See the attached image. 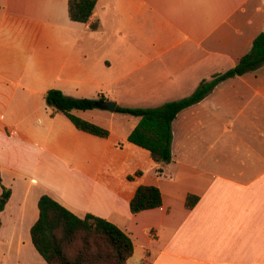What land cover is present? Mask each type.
Here are the masks:
<instances>
[{
	"label": "crops",
	"instance_id": "crops-1",
	"mask_svg": "<svg viewBox=\"0 0 264 264\" xmlns=\"http://www.w3.org/2000/svg\"><path fill=\"white\" fill-rule=\"evenodd\" d=\"M67 3L0 0V194L10 190L0 264H46L30 238L42 194L127 233L126 264L136 252L133 264H264V73L227 78L180 110L165 164L130 142L110 146L108 121L128 125L126 138L139 117L72 110L107 128L101 138L51 116L44 97L57 88L147 108L188 96L264 32V0H96L87 22L71 20ZM140 184L157 186L162 203L131 213Z\"/></svg>",
	"mask_w": 264,
	"mask_h": 264
},
{
	"label": "trees",
	"instance_id": "trees-1",
	"mask_svg": "<svg viewBox=\"0 0 264 264\" xmlns=\"http://www.w3.org/2000/svg\"><path fill=\"white\" fill-rule=\"evenodd\" d=\"M96 0H68V16L73 21L87 22L94 9ZM90 28L96 29L97 22H91ZM264 63V32H259L250 49L237 63L222 72L202 79L197 88L188 96L164 102L158 107H130L116 105L114 111L139 117L138 122L128 133L126 141L149 152L153 162L168 163L171 160L172 120L183 108L201 100L219 82L245 72L259 68ZM46 104L51 107L52 116L61 112L73 126L89 134L105 138L109 131L91 121L80 118L72 110L95 108V101H104V97H72L60 89L49 88L45 92ZM135 175L141 171L136 170ZM127 175V179H131ZM2 187L0 211L9 197L10 190ZM196 195L188 194L186 208L197 201ZM161 192L155 185L140 184L129 202V210L136 213L160 206ZM38 217L30 227L32 244L46 264H126L132 255L133 243L130 236L112 222L86 213L79 217L47 194L37 201ZM140 264H148L143 259Z\"/></svg>",
	"mask_w": 264,
	"mask_h": 264
},
{
	"label": "rangeland",
	"instance_id": "rangeland-1",
	"mask_svg": "<svg viewBox=\"0 0 264 264\" xmlns=\"http://www.w3.org/2000/svg\"><path fill=\"white\" fill-rule=\"evenodd\" d=\"M256 69H258L259 72L264 73V63L259 68H256ZM256 69H254V70H256ZM92 109H94V108H92ZM103 113H107L108 114V112H106V111H104ZM104 122H107V121H104ZM108 122H109L108 123V128H110V130L112 132L110 137H109V139H108V141L110 142V146H112L113 144H115L114 146H117V147H121V146L125 147V146L129 145V142L126 141V138L122 137V135L125 134V131H126V128H128V125H126L124 123H122V125H120L115 120H113V122L112 121H108ZM140 151H142L144 153H147L143 149H141ZM63 169L65 171H67V165L66 164L63 165ZM66 179H67V177H66ZM63 189L65 190V192H68L69 191V185H67V184L64 185ZM137 255H138V253L136 252L135 256L131 259V261L128 264H133L135 262V259L137 258Z\"/></svg>",
	"mask_w": 264,
	"mask_h": 264
},
{
	"label": "water",
	"instance_id": "water-1",
	"mask_svg": "<svg viewBox=\"0 0 264 264\" xmlns=\"http://www.w3.org/2000/svg\"><path fill=\"white\" fill-rule=\"evenodd\" d=\"M95 107L108 110L113 112L115 109V102L112 100H107V101H95L94 102Z\"/></svg>",
	"mask_w": 264,
	"mask_h": 264
}]
</instances>
